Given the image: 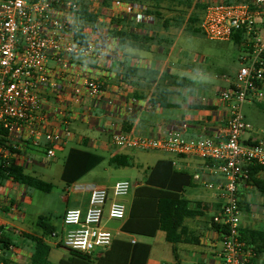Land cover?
Segmentation results:
<instances>
[{
	"label": "built area",
	"instance_id": "obj_1",
	"mask_svg": "<svg viewBox=\"0 0 264 264\" xmlns=\"http://www.w3.org/2000/svg\"><path fill=\"white\" fill-rule=\"evenodd\" d=\"M195 2L206 4L200 28L207 39L230 41L239 32L245 37L241 44L245 52L235 82L219 93V100L229 105L223 140L188 139L180 131H169L157 139L125 132L108 122L103 127L111 143L118 147L211 161V173L223 179L216 186L207 185L209 189H217L223 199L213 217L221 228V232L216 231L221 238L218 264H264L240 239L242 212L238 196L241 183L248 178L245 167L264 166V139L242 140L243 132L249 129L244 105L264 103V0ZM116 3H111L113 10ZM126 4L125 13L134 15L140 23L156 19L148 14L154 9ZM98 5H103L102 0H0V166L26 168L36 162L33 158L36 154L51 163L72 135L65 119L54 120L47 112L42 93L50 87L57 93L64 90L62 85L52 83L51 61L61 69L79 66L94 51L87 34L93 28H83L79 13L88 7L96 14ZM80 32L86 35L84 44L76 42ZM94 57L100 59L98 54ZM82 78L86 95L101 97L99 80L85 75ZM73 93L80 100L84 92L76 86ZM86 188L90 192L88 209H68L62 220L66 229L45 236L46 244L89 256L111 247L114 235L102 222L105 214L110 220L126 218L128 207L121 199L131 193L133 184L120 180L109 188L96 184ZM0 229L2 237L1 223ZM16 234L24 239L21 232ZM30 258L18 245L0 249V264H31Z\"/></svg>",
	"mask_w": 264,
	"mask_h": 264
},
{
	"label": "crops",
	"instance_id": "obj_2",
	"mask_svg": "<svg viewBox=\"0 0 264 264\" xmlns=\"http://www.w3.org/2000/svg\"><path fill=\"white\" fill-rule=\"evenodd\" d=\"M126 6V3L117 2L114 10L111 5L96 7L99 24L87 33L88 40L95 48L79 66L72 65L61 69L58 64L50 62L52 83L62 85L64 90L59 93L53 87L44 90V105L54 120L65 119L72 132L54 160H58L60 153H66L61 180L68 188L73 189L69 196L64 197L66 208L62 215L68 209H88V185L96 184L107 188L113 185L102 182L101 179L97 183L84 182L92 173L101 170L102 166L108 165V168H102L107 173L112 169L136 167L134 154L139 150L113 145L109 133L103 127L105 122L115 124L125 132L157 139L164 137L169 131H180L188 139L213 138L221 141L227 129L229 105L219 100V93L229 89L235 80L226 74L209 71L188 62V56L178 45L182 36L189 34L187 23L180 24L170 20L168 28H165V20L173 16L168 12L162 18L140 23L134 15L125 13ZM114 31L133 32L148 36L153 41L148 48H134L121 44L118 38L111 35ZM226 42L232 41L224 43ZM235 45L242 51L245 50ZM94 54L100 55V59L96 60ZM84 75L99 80L103 87L101 97L86 95L82 78ZM76 86L84 92L80 100L73 96ZM261 139H264V129L251 131L247 138L242 140L250 142ZM73 151L95 154L100 156L102 161L84 174H81V171L73 173L71 179L76 181L68 184L63 179V173L68 157ZM141 152H152L154 164L148 171H144L143 180L133 185L131 193L127 196H131L130 199H121L128 207L126 218L110 220L105 214L102 226L113 233L114 239L108 250L91 256L94 264H130L126 255L121 254L124 252L121 249L125 248L123 245L126 243H130L132 247L137 244L150 247L144 264H218L221 238L211 225L223 199L217 189H209L207 185L216 186L223 182V179L211 173L212 162L159 151ZM115 156L128 157L133 166H115L110 162ZM160 161H170L176 170L190 173L194 177L192 186L181 192L190 202L192 209L196 210L199 202L211 205L205 215L185 221L190 236L197 240L196 244L182 243L174 246L166 240V234L161 230L152 237L124 230L130 217L136 189L146 184L151 169ZM34 165L41 163L36 161L22 169L26 173V170H31ZM124 177L129 178L130 175ZM77 186L79 187L76 189ZM25 192V185L12 180L0 183V223L3 234L13 239L12 235L17 236L16 231H19L24 239V235L28 234L44 240L41 228L42 234H37L20 226L22 219L21 215H17L16 208L27 201ZM238 194L242 212L241 229L264 231V198L246 182L241 183ZM107 209L108 205L105 212ZM62 220L53 225L58 233L66 229ZM112 222H119L120 225L112 227ZM26 242L27 240L24 243ZM49 246L51 251L55 247L61 248ZM21 248L23 254L30 258L33 250L24 246ZM260 260L264 261V256ZM61 261L63 260L60 259L59 264Z\"/></svg>",
	"mask_w": 264,
	"mask_h": 264
},
{
	"label": "trees",
	"instance_id": "obj_3",
	"mask_svg": "<svg viewBox=\"0 0 264 264\" xmlns=\"http://www.w3.org/2000/svg\"><path fill=\"white\" fill-rule=\"evenodd\" d=\"M146 5L154 11H148V14L157 18H162L168 12L173 14L165 20V28H168L170 20L178 21L180 24L187 23V32L191 35H204L200 23L206 8L203 2L195 0H102L104 6H110L112 2ZM228 2H242L247 0H227ZM188 12V17H187ZM79 16L83 23V28H94L98 22V15L92 13L88 7H84ZM112 36L119 39L121 44H127L134 48H148L153 41L148 36H142L133 32L111 33ZM86 35L78 33L77 43H85ZM231 41L241 46L245 41L244 34L239 32L232 36ZM189 85L191 83H188ZM103 89V87H102ZM264 112L263 103H254ZM102 161L100 156L95 154L73 151L70 153L65 164L63 179L68 184L75 182L72 180L73 173L81 171V174L88 172L94 166ZM117 167H131L133 164L126 156H115L110 161ZM248 172L246 184L252 186L260 196L264 198V166L250 164L245 167ZM260 175V176H259ZM193 176L190 173L178 171L173 167L170 161L158 162L150 171L146 184L138 187L134 194V201L130 210V217L124 230L133 234L142 236H154L158 230L165 232L166 240L176 246L182 243L196 244V238L190 236L189 229L185 225L187 219H193L197 216H203L210 210L209 204L197 203V209L190 207V202L182 196V191L192 186ZM12 180L18 184L27 187H34L44 192H50L52 185L26 174L24 169L11 166L4 168L0 166V183ZM239 196V194H238ZM240 197V196H239ZM241 208V201L239 202ZM38 226L43 230L44 236L50 235L56 231V228L47 221L46 217L40 216L37 221ZM211 228L221 232L220 226L213 222ZM1 232V229H0ZM25 239L33 244L31 254V264H48L51 247L44 242L42 238H37L25 234ZM240 239L251 249L257 260L264 256V231L241 229ZM0 249L7 248L8 245H18L12 238L0 237ZM122 248L121 254L126 255L130 264H144L150 251V247L144 244H137L132 247L126 243ZM70 257L63 260L60 264H94L91 256L82 253L69 251ZM126 261V259H125ZM261 261V260H260Z\"/></svg>",
	"mask_w": 264,
	"mask_h": 264
},
{
	"label": "rangeland",
	"instance_id": "obj_4",
	"mask_svg": "<svg viewBox=\"0 0 264 264\" xmlns=\"http://www.w3.org/2000/svg\"><path fill=\"white\" fill-rule=\"evenodd\" d=\"M187 12V17H188ZM178 45L183 48L184 53L188 56V62L197 66H202L204 69L221 74H226L231 79H236L237 73L241 66L239 56L245 52L241 48H238L233 42H218L207 39L204 35H183ZM264 104V103H263ZM243 113L246 118V122L249 125L242 134V139L247 138L251 131H260L264 129V112L256 106V104H245L243 107ZM66 153H60L58 160L52 163L46 162L43 155H34L33 158L41 165H34L31 170H26V174L34 176L45 183L52 185L50 192H44L34 187L26 186V198L21 206L17 207V215H21V228L42 234L40 227L37 224L40 216L46 217L50 224L54 225L60 223L63 219V212L66 208V201L64 197L69 196L71 190L61 180V171L64 164V158ZM152 152H135V168L125 169H112L107 173L102 168H108V165L102 166L101 170L92 173L88 176L84 182H105L109 185L114 184L120 180H128L133 185L141 182L145 177V172L149 167H152L154 161L152 160ZM130 175L126 178L124 176ZM131 196L126 199H130ZM125 202V201H124ZM243 218H245L243 216ZM119 222H112L110 226L118 227ZM14 240H18V244L26 248L33 250V245L28 241L26 243L22 238L12 235ZM70 254L67 249L52 248L48 264H59V260H67Z\"/></svg>",
	"mask_w": 264,
	"mask_h": 264
}]
</instances>
